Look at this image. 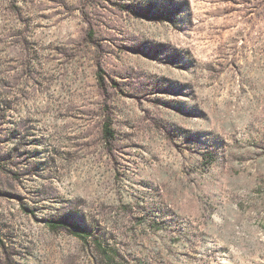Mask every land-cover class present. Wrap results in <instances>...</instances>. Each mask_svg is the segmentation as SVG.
Returning a JSON list of instances; mask_svg holds the SVG:
<instances>
[{
  "label": "rangeland",
  "instance_id": "rangeland-1",
  "mask_svg": "<svg viewBox=\"0 0 264 264\" xmlns=\"http://www.w3.org/2000/svg\"><path fill=\"white\" fill-rule=\"evenodd\" d=\"M100 244L264 264V0H0V264Z\"/></svg>",
  "mask_w": 264,
  "mask_h": 264
},
{
  "label": "trees",
  "instance_id": "trees-1",
  "mask_svg": "<svg viewBox=\"0 0 264 264\" xmlns=\"http://www.w3.org/2000/svg\"><path fill=\"white\" fill-rule=\"evenodd\" d=\"M104 135L107 140L114 138L115 136V133L113 129L110 127L109 122L106 125H104ZM56 224H59L58 226H61V227H68L67 222H60V223L57 222ZM55 226L56 225L52 223V227H55ZM73 233L83 242H88L89 238L92 236V233L90 231H86L85 229H82L78 226L75 227ZM100 250H101L102 256L109 264H113L115 262V258L117 256L114 252L113 253L108 252L105 248L101 247V244H100Z\"/></svg>",
  "mask_w": 264,
  "mask_h": 264
}]
</instances>
